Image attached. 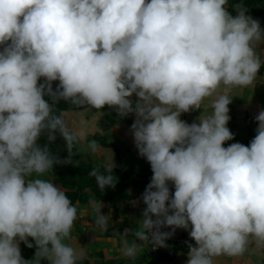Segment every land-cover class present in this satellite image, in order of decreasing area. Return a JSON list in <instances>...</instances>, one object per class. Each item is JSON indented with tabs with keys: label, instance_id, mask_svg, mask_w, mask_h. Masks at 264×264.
Here are the masks:
<instances>
[{
	"label": "clouds",
	"instance_id": "9594fccd",
	"mask_svg": "<svg viewBox=\"0 0 264 264\" xmlns=\"http://www.w3.org/2000/svg\"><path fill=\"white\" fill-rule=\"evenodd\" d=\"M228 2L0 0V264H77L81 258L64 242L77 208L43 178L80 142L57 111L60 101L136 117L134 143L152 174L133 170L135 181L150 183L138 230L122 234L135 237L123 240L122 257L136 259L143 245L152 257L167 242L183 245L185 230L195 242L186 264L243 255L252 241L264 246V109L248 146L225 147L234 139L227 126L232 97L217 95L221 87L246 88L256 80L262 60L255 45L264 41V29L242 3L233 16ZM214 95L209 114L191 124L180 118ZM57 134L65 160L49 147ZM90 142L95 152L99 143ZM114 167L113 161L104 173L90 172L101 191L115 187ZM96 212L95 226L107 231L110 215ZM175 229L178 239L167 241ZM29 237L36 252L25 260L19 245L32 248Z\"/></svg>",
	"mask_w": 264,
	"mask_h": 264
},
{
	"label": "crops",
	"instance_id": "0c3cea01",
	"mask_svg": "<svg viewBox=\"0 0 264 264\" xmlns=\"http://www.w3.org/2000/svg\"><path fill=\"white\" fill-rule=\"evenodd\" d=\"M255 50L261 57L262 64H264V41L258 42L255 45ZM221 93L232 97V102L229 105V115L231 119L227 126L234 134V139L225 142L224 146L227 147L231 143L236 142L248 146V133L257 128L255 116L260 110L264 109V69L258 73L256 80L248 87L233 88L231 90L221 87L218 89L217 95ZM132 99L135 102L136 97L133 96ZM212 99H215V95L205 100L202 109L183 113L180 118L191 124L197 121L201 114L202 117L206 116L211 111L210 102ZM85 114L86 118L87 115H90L88 111H86ZM96 115L94 122L97 120L100 125L97 126L91 123L90 127L87 128L85 132L81 133L80 137L83 141L85 142L84 138L88 134H100L106 139V142L115 145L118 149L119 147L122 148L121 167L124 170L132 169L143 174H152L150 165L141 160L143 157H141L139 153L133 156H125L126 153L129 154L136 150L134 139L129 141L130 138L133 137L131 128L126 125L127 121L134 123L136 118L135 115L129 114L127 117L123 118L103 112H97ZM125 129H127V133H125ZM109 135L114 138L116 136L120 141L108 139ZM83 146L86 147L87 144ZM108 151V147L97 144V150L93 152L89 148V156L86 155L84 158H89L91 156L95 159V162L99 160L101 163L103 162L102 159L105 158L104 160L107 165L104 167L107 168L113 162V158L111 160L109 157H105ZM43 178L52 181V178L49 176H44ZM146 179L147 178L144 179V177H136L137 184L139 182H144V184L126 187L123 192L108 203L91 199L86 204H80L78 202L73 204L77 208L78 219L74 225L70 239H66L64 242L75 248L77 253L81 256L77 264H95L99 259H101L102 262L127 259L120 255L122 242L127 238L129 243H131L135 240V237L131 234L128 237H124L122 234L125 229L131 228L133 231L138 230L139 219L145 208L141 198L147 185L150 183L148 182L149 180ZM99 208H101L102 214L110 215L107 231L102 232L94 224L97 215L96 210ZM185 233L189 235V231L185 230ZM29 242L33 243L34 246L32 248H28L23 242H20L19 246L22 257L29 256L33 258L35 255V242L30 237ZM136 243L139 244L141 242L136 240ZM164 250H166V247ZM144 251L146 250L143 245L142 251L137 257L142 255ZM98 256H101V258ZM187 259V253L179 251L171 261H164L159 264H186ZM214 264H264V246H257L255 241H252L249 243L243 255L235 257L219 256L214 259Z\"/></svg>",
	"mask_w": 264,
	"mask_h": 264
},
{
	"label": "trees",
	"instance_id": "16d2710c",
	"mask_svg": "<svg viewBox=\"0 0 264 264\" xmlns=\"http://www.w3.org/2000/svg\"><path fill=\"white\" fill-rule=\"evenodd\" d=\"M243 4V6L247 9L246 15L251 16L254 19L259 20L261 28L264 29V0H229L227 9L233 15L236 16L237 12L235 10V6L237 4ZM264 69V64H262L260 71ZM43 82V79L40 81ZM58 82H53V89L56 88ZM51 103V101H50ZM57 111L63 112H72V111H90V112H98L104 111L111 115L118 116L114 110L109 109L107 106L102 110L92 109V108H84V109H76L73 106L67 104L64 101H60L56 105ZM256 130V129H255ZM253 130L248 133L249 140L251 141L256 135V131ZM86 141L94 140L99 143L103 147H109L114 150V164L115 167L113 169L112 174L117 177V183L115 187H106L103 191L99 189L96 184L95 178L90 175V172L98 168L101 173H104L106 169L101 166L99 163L95 161H91L90 159L81 160L78 157L74 149V155H72L68 160V152L65 147L64 140L57 134V139L49 145L52 153L54 155H58L61 160H65L62 164H57L54 168L47 173L49 177L52 178L54 184L58 185L65 191L66 195L70 198L72 203H80L86 204L89 200L94 199L100 202H110L114 197L118 196L127 186L136 184L135 174L132 169L124 170L121 168V159L122 154L119 149L105 141L101 136L98 135H87L85 137ZM41 145L47 143V139L45 136H42L39 140ZM141 183V182H140ZM186 238L185 244L179 245L175 242H167L169 248L166 250L162 249L159 251L156 256H150L146 251L142 253L136 259H121L115 262H102L101 259L95 262V264H159L161 262L171 261L177 251H182L183 253H187L188 245L195 244L194 240L190 238V236L186 233L182 235ZM24 257V256H23ZM101 258V256H98ZM25 260H31L29 256L24 257ZM41 264H48L47 260H42Z\"/></svg>",
	"mask_w": 264,
	"mask_h": 264
},
{
	"label": "rangeland",
	"instance_id": "374dc122",
	"mask_svg": "<svg viewBox=\"0 0 264 264\" xmlns=\"http://www.w3.org/2000/svg\"><path fill=\"white\" fill-rule=\"evenodd\" d=\"M64 113V116H65V119H66V122L69 124V126L77 133V135L80 137L81 136V133L82 132H85V130H87V128L90 127L91 123L93 124H96L97 126H99L100 124H98L97 120L94 122V119L95 117L97 116L96 113L92 114V113H89L90 115H87V118H86V114H85V111H75V112H63ZM133 123L130 121V122H126V125H128L130 128H131V125ZM125 133H127V129L124 130ZM108 139L110 140H113V141H120V139H118L116 136L115 138L112 137V136H108ZM134 138L131 137L129 141H132ZM92 142V141H91ZM90 141L88 142H84L83 139L80 137V142L79 144L76 146L75 148V151L76 153L78 154L79 156V159H86L84 158V156L88 155L89 156V145L91 143ZM84 144H87V146H83ZM89 147V148H88ZM136 150H134L133 152H130L129 154H125V156H128V155H137V148H135ZM119 151L121 152L122 151V148L119 147ZM114 156H115V153L112 149H109V151L107 152V155L105 157H109L111 160L113 158L114 160ZM81 157V158H80ZM88 158V157H87ZM129 158V157H128ZM90 159L91 161H94L95 159H93L91 156L88 158ZM105 158H103V162L101 163L99 160H96L97 163L101 164L103 167L105 166L106 167V162L104 160ZM142 161L146 162L147 164H149L147 162V160L145 158H141ZM150 165V164H149ZM45 177H48L47 175H45ZM112 263L115 262V261H111Z\"/></svg>",
	"mask_w": 264,
	"mask_h": 264
},
{
	"label": "built area",
	"instance_id": "2783aa9c",
	"mask_svg": "<svg viewBox=\"0 0 264 264\" xmlns=\"http://www.w3.org/2000/svg\"><path fill=\"white\" fill-rule=\"evenodd\" d=\"M172 191L174 192V187H173ZM161 231H163V232H171L172 229L168 228V227H163V228H161ZM177 239H178V233H177V229H175L174 234L169 239H167V241H174V240H177ZM179 241L182 242L183 240H179Z\"/></svg>",
	"mask_w": 264,
	"mask_h": 264
}]
</instances>
